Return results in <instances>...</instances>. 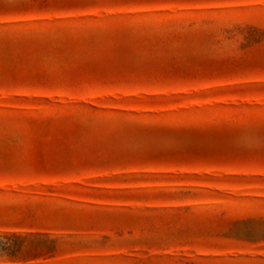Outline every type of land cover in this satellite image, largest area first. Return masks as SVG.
<instances>
[{
  "label": "rangeland",
  "instance_id": "1",
  "mask_svg": "<svg viewBox=\"0 0 264 264\" xmlns=\"http://www.w3.org/2000/svg\"><path fill=\"white\" fill-rule=\"evenodd\" d=\"M0 264H264V0H0Z\"/></svg>",
  "mask_w": 264,
  "mask_h": 264
}]
</instances>
